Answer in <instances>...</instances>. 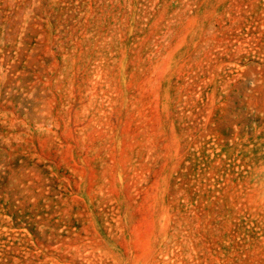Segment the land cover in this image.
<instances>
[{"label":"rangeland","instance_id":"obj_1","mask_svg":"<svg viewBox=\"0 0 264 264\" xmlns=\"http://www.w3.org/2000/svg\"><path fill=\"white\" fill-rule=\"evenodd\" d=\"M0 264H264V0H0Z\"/></svg>","mask_w":264,"mask_h":264}]
</instances>
